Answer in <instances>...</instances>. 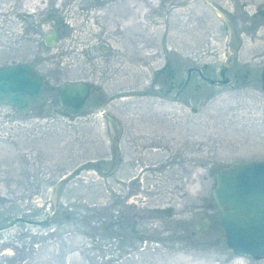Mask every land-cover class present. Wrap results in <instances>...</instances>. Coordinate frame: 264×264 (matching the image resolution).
I'll use <instances>...</instances> for the list:
<instances>
[{
  "label": "rangeland",
  "instance_id": "1",
  "mask_svg": "<svg viewBox=\"0 0 264 264\" xmlns=\"http://www.w3.org/2000/svg\"><path fill=\"white\" fill-rule=\"evenodd\" d=\"M36 1L0 0V65L29 62L44 81L23 111L0 105V224L45 218L61 177L56 203L70 217L0 230V264H264V255L230 251L210 195L215 170L264 159V0H211L234 31L232 80L192 72L176 101L114 94L158 88L173 97L190 65L219 77L227 31L201 0ZM52 28L57 43L46 47L42 32ZM65 79L97 88L74 116L53 111ZM189 93L201 95L197 106ZM109 96L103 108L121 140L104 173L79 165L109 166L97 107ZM204 217L208 227H197Z\"/></svg>",
  "mask_w": 264,
  "mask_h": 264
},
{
  "label": "water",
  "instance_id": "2",
  "mask_svg": "<svg viewBox=\"0 0 264 264\" xmlns=\"http://www.w3.org/2000/svg\"><path fill=\"white\" fill-rule=\"evenodd\" d=\"M201 2L208 5V8L217 16L218 20L226 24V31L228 36L226 37V45L223 50L225 57L230 56L229 51V37L231 31L229 24L225 20V15L217 5L211 3L208 0H201ZM58 31L54 28L47 29L43 32L42 40H44L46 47H51L57 43ZM227 62H224L219 68L218 72L221 76L219 80L222 84H228L229 77L226 76ZM259 81L261 89L264 91V66L260 69ZM196 71L201 76L202 80L207 83L215 84L216 81L212 80L208 75L206 76L201 71V67L188 66L186 70L187 80L191 77V72ZM42 75L37 71L34 65L29 62L23 61L20 63L14 62L12 64L0 65V105L8 104L12 106L18 112L23 111L36 97L40 95L41 87L43 86ZM89 81L82 79L68 80L56 86L58 93L57 101H59V107L69 111L71 114H76L82 111L86 105L87 96L90 94ZM181 87L174 93V96H163L160 89H150L151 94L159 96L165 100L176 101L178 99V92ZM136 92H116L115 96L126 97V95H137ZM188 103L197 106L201 95L198 93H189ZM108 99L99 105L101 116L106 121V127L109 130L110 145L109 148L112 152V159L118 152V145L120 139L117 137L116 129H114L113 121L105 112L103 105L110 99ZM115 160V159H114ZM93 166L101 172L107 173L106 170L101 168V164L89 159L81 166ZM78 167V168H79ZM78 168H75V172ZM215 181L210 195L214 199V204L217 205L220 216V224L224 229V235L226 236V245L230 251L235 255H241L243 257L251 256V258H257L264 255V159L263 160H246L232 161L229 165H224L221 168L214 171ZM68 177V176H67ZM66 177L59 178L56 181L54 187L51 190L52 209L50 213L41 220H34V218H24L19 216L10 220L5 224H0V230L6 229L11 223L24 220L25 223L34 225H41L52 219L53 213H59V216L64 220L69 219L70 214L64 207L58 209L57 189ZM209 220L207 217L201 219V223L197 227L207 228Z\"/></svg>",
  "mask_w": 264,
  "mask_h": 264
},
{
  "label": "flooded vegetation",
  "instance_id": "3",
  "mask_svg": "<svg viewBox=\"0 0 264 264\" xmlns=\"http://www.w3.org/2000/svg\"><path fill=\"white\" fill-rule=\"evenodd\" d=\"M208 1H210L211 3H213V1H211V0H208ZM231 1H234V0H231ZM213 4H215V5H217L215 2L213 3ZM208 6V5H207ZM218 6V5H217ZM209 9V8H208ZM210 10V9H209ZM211 11V10H210ZM220 11H222L223 13H224V15H225V20L228 22V24H229V29H230V31H231V36L229 37V39H231V37H233V34H234V31H233V29H232V26L230 25V23H229V21H228V19H227V14H226V12H224L223 10H221L220 9ZM258 11H260L259 9H258ZM261 12V11H260ZM257 16H259V17H262L263 16V13L262 14H255V16H253V18L254 19H256V17ZM224 24V23H223ZM224 28H225V31H226V24H224ZM257 27L256 26H251L250 27V29L251 30H255ZM44 31H45V29H44ZM43 31V32H44ZM43 32H42V35H43ZM227 35L226 36H228V31H227V33H226ZM41 40H42V36H41ZM226 41V40H225ZM229 41V40H228ZM43 42H44V40H43ZM230 42V41H229ZM44 44H45V42H44ZM46 45V44H45ZM225 54V53H224ZM231 56V55H230ZM229 56V57H230ZM229 57H227V59L225 60L226 62H227V68H226V70H225V74H226V76L227 77H229V81H231L232 80V76H231V74H229V72H228V70H229V67H231V62H229L230 60H229ZM224 63V62H223ZM31 64V63H30ZM222 66V64H220V66H219V68ZM219 68H218V70H219ZM261 69V68H260ZM218 70H217V72H218ZM202 71V70H201ZM193 72H196V71H193ZM192 73V72H191ZM197 73V72H196ZM203 73V72H202ZM219 73V72H218ZM199 74V73H198ZM42 75V74H41ZM200 76V75H199ZM207 76V75H206ZM209 76V75H208ZM210 77V76H209ZM42 78V81H43V76L41 77ZM221 79V76H220V74H219V77L218 78H215V79H213L212 78V80H214V81H216V83L215 84H217L218 82H219V80ZM86 80V79H85ZM88 81V80H87ZM228 81V82H229ZM187 82H188V80H187ZM187 82L185 83V85L183 84L184 83V80L182 81V83L181 84H179V87L177 88V90L181 87V90H179V92H178V97H179V94H185L186 93V91H187V89H188V87H187ZM43 83H44V81H43ZM89 89H90V94L89 95H91L92 94V92H95L96 90H97V88H94L93 87V83H91V82H89ZM43 87V86H42ZM42 87H41V89H42ZM150 89H147V90H144V91H142V92H140V91H137L138 93H137V95L139 94L140 96H142V95H144L145 93H147L148 91H149ZM41 91V90H40ZM150 92V91H149ZM160 92H161V94L163 95V96H170V95H166V93L168 92H165V91H162L161 89H160ZM176 92V91H175ZM174 92V93H175ZM40 94H41V92H40ZM88 95V96H89ZM190 95V94H189ZM57 96H58V93H57ZM88 96H87V98H88ZM155 96V95H154ZM173 96H174V94H173ZM39 97V96H38ZM35 100V99H34ZM33 100V101H34ZM107 100V99H106ZM105 100V101H106ZM57 101V100H56ZM104 101V102H105ZM104 102H102L101 104H103ZM99 105H100V103L97 105V107L99 108ZM47 106L45 105V106H43V108H42V112L44 113V114H46V113H49L50 111L46 108ZM82 110V109H81ZM53 111H57V112H60L61 114H64V115H70V116H74V115H76L77 113H81L82 111H79V112H77L76 114H71L69 111H67V110H64L63 108H60L59 107V101H57V103L55 104V107L53 108ZM105 112H106V110H105ZM115 129V128H114ZM116 133H117V137L120 139L121 138V136L119 135V132H117L116 131ZM109 139H110V135H109ZM121 140V139H120ZM109 145H110V141H109ZM110 149V148H109ZM112 152H111V149H110V155H109V166H107L106 167V171H107V173H110V171H112L111 169H112V166H114L115 164H117V162L119 161V157H118V155H119V150H118V152H117V154L115 155V160L114 159H112ZM57 212H55L54 214H56ZM54 214H53V216H54ZM58 215H59V213H58ZM121 220H122V218H121ZM125 220V219H124ZM126 221V220H125ZM127 222V221H126Z\"/></svg>",
  "mask_w": 264,
  "mask_h": 264
},
{
  "label": "bare ground",
  "instance_id": "4",
  "mask_svg": "<svg viewBox=\"0 0 264 264\" xmlns=\"http://www.w3.org/2000/svg\"><path fill=\"white\" fill-rule=\"evenodd\" d=\"M34 3H37L38 5H40V0H39V2L36 1ZM35 6H37V5H35V4L30 5L31 9L35 8ZM149 55H151V53Z\"/></svg>",
  "mask_w": 264,
  "mask_h": 264
}]
</instances>
